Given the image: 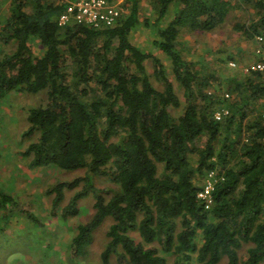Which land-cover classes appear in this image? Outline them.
Here are the masks:
<instances>
[{
    "label": "trees",
    "instance_id": "obj_1",
    "mask_svg": "<svg viewBox=\"0 0 264 264\" xmlns=\"http://www.w3.org/2000/svg\"><path fill=\"white\" fill-rule=\"evenodd\" d=\"M141 1L121 0L127 11L98 29L58 25L64 0H11L2 14L0 43L12 48L0 56V94L46 92L45 105L26 118L29 167L85 170L47 191L52 214L66 220L78 199L95 193L90 219L68 240L69 260L87 255L93 230L110 217L97 264H264V72L239 70L243 77L222 85L177 48L183 28L210 31L234 6L253 8L239 28L254 39L264 25V0H146L155 22L172 9L153 44L169 59L184 101L160 57L130 41L132 31L148 24ZM170 108L181 111L175 117ZM222 108L228 114L215 119ZM209 171L223 179L206 209L197 192ZM101 174L116 189L93 187V175ZM80 180L85 186L61 207L64 191ZM12 203L0 190L1 213Z\"/></svg>",
    "mask_w": 264,
    "mask_h": 264
},
{
    "label": "rangeland",
    "instance_id": "obj_2",
    "mask_svg": "<svg viewBox=\"0 0 264 264\" xmlns=\"http://www.w3.org/2000/svg\"><path fill=\"white\" fill-rule=\"evenodd\" d=\"M120 8L121 12L127 11L124 7ZM150 11L147 1L142 0L141 17H147L148 24L140 25L132 31L130 41L141 50L160 57L169 79L184 101L182 90L171 73L169 59L153 44V40L158 38V29L164 26L165 21L172 19V9L160 22H155L157 14ZM253 16L251 6H234L225 21L210 31L193 32L183 28L177 37V48L183 58L193 62L203 74L214 73L216 83L221 82L223 85L226 80L240 79L254 71L252 66L257 60L256 42L247 38L239 28ZM34 47L35 53L40 55L41 46L34 42ZM11 48V45L0 47V53L10 52ZM145 65L153 84L159 87L152 76L151 60H147ZM239 70L245 74L238 77ZM215 92L221 96L228 91L220 88ZM45 99V91L32 93L15 90L0 94V190L14 197V203L2 209L3 213L0 211V264H97L99 254L107 242L104 234L110 224V217H105L93 230L92 241L84 245L86 256L71 263L67 245L68 240L75 235L77 225L88 221L94 212V191L90 190L86 196L77 200L74 214L66 220H62L60 214H52L53 194L47 192L59 181L83 177L85 170H62L51 165L31 168L30 158L24 154L27 144L33 140L23 135L27 128L28 112L32 108L44 106ZM180 111L170 108L175 117ZM85 184V181L80 180L74 189L65 190L60 206L64 207ZM92 184L99 189H116L109 174L93 175ZM168 259L171 263L172 257Z\"/></svg>",
    "mask_w": 264,
    "mask_h": 264
},
{
    "label": "built area",
    "instance_id": "obj_3",
    "mask_svg": "<svg viewBox=\"0 0 264 264\" xmlns=\"http://www.w3.org/2000/svg\"><path fill=\"white\" fill-rule=\"evenodd\" d=\"M67 2L65 10L60 14L57 23L60 26L67 24L85 25L92 28H102L112 26L121 13V0H64ZM256 42L255 52L257 60L252 66L256 72H264V25L254 36ZM233 65V64H232ZM225 98H229L228 93H223ZM228 114L227 108H222L215 112L214 117L217 120L222 119L223 115ZM201 189L197 192V197L204 202L206 209L212 204V191L217 182L223 178L218 176L216 171H209L205 176Z\"/></svg>",
    "mask_w": 264,
    "mask_h": 264
},
{
    "label": "crops",
    "instance_id": "obj_4",
    "mask_svg": "<svg viewBox=\"0 0 264 264\" xmlns=\"http://www.w3.org/2000/svg\"><path fill=\"white\" fill-rule=\"evenodd\" d=\"M10 1L11 0H0V26H1V23L3 21L2 14H4L7 11L9 4H10ZM7 46H10V45H3L2 43H0V47H7ZM7 52H9V51H7ZM1 54L3 55L5 53H0V56H2Z\"/></svg>",
    "mask_w": 264,
    "mask_h": 264
}]
</instances>
